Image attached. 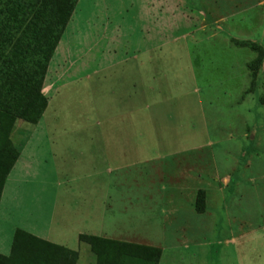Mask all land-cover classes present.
<instances>
[{
    "label": "rangeland",
    "instance_id": "374dc122",
    "mask_svg": "<svg viewBox=\"0 0 264 264\" xmlns=\"http://www.w3.org/2000/svg\"><path fill=\"white\" fill-rule=\"evenodd\" d=\"M247 40L264 47V0H79L44 116L11 134L21 156L0 204V255L16 227L56 236L68 210L100 206L81 179L100 157L87 162L84 148L125 135L140 138L125 142V185L113 191L125 241L156 243L160 264H264V64L254 89L257 54L236 46ZM78 264H96L86 244Z\"/></svg>",
    "mask_w": 264,
    "mask_h": 264
},
{
    "label": "trees",
    "instance_id": "16d2710c",
    "mask_svg": "<svg viewBox=\"0 0 264 264\" xmlns=\"http://www.w3.org/2000/svg\"><path fill=\"white\" fill-rule=\"evenodd\" d=\"M79 0H0V204L4 187L20 151L11 134L21 119L38 123L49 100L44 93L48 68ZM257 56L248 64L252 87L264 64L262 44L247 40ZM264 103V99H262ZM204 191L198 195L196 211L204 213ZM96 257V264H160L159 247L81 234ZM80 252L17 228L9 255L0 264H78Z\"/></svg>",
    "mask_w": 264,
    "mask_h": 264
},
{
    "label": "crops",
    "instance_id": "0c3cea01",
    "mask_svg": "<svg viewBox=\"0 0 264 264\" xmlns=\"http://www.w3.org/2000/svg\"><path fill=\"white\" fill-rule=\"evenodd\" d=\"M104 137L110 138V140L107 141V143L104 145L105 149L102 145L96 144L97 140L95 142L92 141L93 143H95L94 145H90L84 148L92 151L90 154H88L89 156H91V158L87 160V162L92 163L95 156H99L100 164H95L96 165L94 167V170H96L95 172L89 173L84 178H81L82 181L87 183L86 195L88 194L90 198H94V195L96 194V197L100 195V198L103 199V201L98 200V201H102L100 203V206L98 205V203L96 204L93 203L88 206L87 205L79 206V204H77L78 205L77 207H74L73 209H71V211L68 210L65 213V215L60 220L57 221L56 227L58 230V234L56 236L55 235L53 236V232L50 234L47 233L46 235H41V233L39 234L37 231H34V233L28 230L26 231L34 235H37L38 237H41L43 239L49 240L53 243L63 245L73 250H78L79 252H81V250L84 249L85 247V244L81 243L79 240L81 234L93 235L107 239L118 240L122 242H125L126 239L133 240L132 238L129 237L128 234L125 233L124 216L119 218L120 225L119 223L117 224V227L113 225L112 218L114 217L113 213L116 212L114 208H116L115 205L117 202V201L115 202L116 198L113 195V191L118 186L125 185V176H124L125 158L130 157L129 152L131 150L130 147H125V142L139 143L140 138L138 139L137 136H125V135H107ZM71 139L72 137L71 138L69 137L68 139L69 142H71ZM117 142L123 143V145L118 144V148H119L118 150L116 149ZM77 162L78 160L75 159V164H74L75 166L77 165L76 164ZM72 177H76V176L66 177L65 181L63 178V181L59 183V187H65V186L69 187L71 185V182L77 181L76 178H72ZM117 204H119L118 206H120V202L119 203L117 202ZM86 208L88 210H86ZM99 209H101L100 214H99ZM78 211H80V214H77L79 217L77 216L78 218L77 217L74 218L73 216L76 213H78ZM77 219H79L78 222ZM115 227L116 229H113ZM68 228L73 229L72 235L67 236L66 230ZM136 235L137 234H135L134 237L136 239H142V238L145 239V237L142 234H138V236ZM72 240H77V244L74 245L73 243L75 242L71 243ZM130 242L135 243L134 241H130ZM71 244H73V246ZM137 244H141V243H137ZM149 244L150 246L153 247H159L156 246V243L153 244L152 241L151 243L148 241V243L143 245H149Z\"/></svg>",
    "mask_w": 264,
    "mask_h": 264
}]
</instances>
